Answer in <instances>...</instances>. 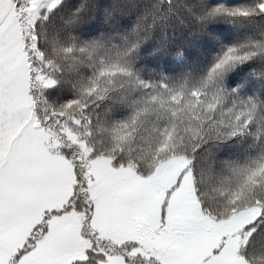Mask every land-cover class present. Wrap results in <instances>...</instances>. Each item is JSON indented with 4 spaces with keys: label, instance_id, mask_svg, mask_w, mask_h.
I'll list each match as a JSON object with an SVG mask.
<instances>
[{
    "label": "trees",
    "instance_id": "obj_1",
    "mask_svg": "<svg viewBox=\"0 0 264 264\" xmlns=\"http://www.w3.org/2000/svg\"><path fill=\"white\" fill-rule=\"evenodd\" d=\"M53 3L32 0L30 22L15 5L34 113L144 175L194 156L193 189L211 217L264 200V15L232 14L257 0H61L38 20L33 52L37 6ZM240 255L264 264V235Z\"/></svg>",
    "mask_w": 264,
    "mask_h": 264
},
{
    "label": "snow or ice",
    "instance_id": "obj_2",
    "mask_svg": "<svg viewBox=\"0 0 264 264\" xmlns=\"http://www.w3.org/2000/svg\"><path fill=\"white\" fill-rule=\"evenodd\" d=\"M14 3L22 13L21 19H23V10L32 7V0H14ZM60 4L61 0H54L51 7L37 6V19L33 22L30 31L31 37L37 42L33 52L39 50V37L35 32L38 20L48 19V13ZM121 4L122 0H115L116 8ZM253 12L264 15V0H257L253 11L237 9L232 14L249 16ZM232 51L233 49H229V52ZM247 59L250 57L240 58L239 62ZM216 67H220V64ZM57 119L61 120L60 124L56 123ZM35 121L39 127H34L33 117L29 115L27 109H20L10 117L7 110L0 107V264H132L136 257H142L145 264H160L141 239L113 243L111 247L105 246L104 238L93 227L96 217L104 215L110 198V190L105 187V176L94 174L91 170L90 162L99 159L98 153L93 149L85 157L79 145L72 144L67 135L61 131L64 123L62 118L49 115L45 119L36 113ZM84 123H87V118ZM29 129L33 133H39L41 129L50 130L55 133L53 138L58 141L56 146H52L51 140L36 144L32 150V160L57 179H62L66 166H70L74 182H71L70 194H66L55 206H42L37 219L20 226V230L13 234L11 209L14 201L18 199V178L25 163L22 153L27 143ZM117 163L118 161L114 159L111 166L116 172H121L122 168L117 167ZM195 164L193 156L188 161V168L181 173L176 183L165 191L163 199L150 200L144 209L145 214H149L153 220L158 211L161 231L169 227L173 198L177 195V190L187 172L192 170L193 174L195 173ZM73 216L82 217L81 243L69 256L58 258L52 254L51 249L54 247L60 228L70 222ZM218 222L223 223V221ZM132 224L141 237L146 234V225H142L137 220H133ZM239 234L241 237L247 236L249 242L258 235H264V200L254 201L250 206L249 215L243 222ZM220 251L222 250L217 248L205 256L201 264H216L215 258Z\"/></svg>",
    "mask_w": 264,
    "mask_h": 264
},
{
    "label": "rangeland",
    "instance_id": "obj_3",
    "mask_svg": "<svg viewBox=\"0 0 264 264\" xmlns=\"http://www.w3.org/2000/svg\"><path fill=\"white\" fill-rule=\"evenodd\" d=\"M24 11L28 16V22H30L31 8H26ZM22 28L15 10L14 0H0V38H2L0 41V107L6 109L10 117L20 109H27L29 115L33 117L34 127H39L35 121L34 97L30 93V64L24 48ZM65 134L73 143L81 146L85 157H87V152H92L79 142L77 137L82 134L69 129H65ZM54 136L55 133L50 130L41 129L39 133H33L29 129V135L26 137L27 143L22 153L25 163L18 178L19 194L12 209L20 208V213L29 222L36 219L42 206H55L67 194L62 196L61 193H56L55 190L60 189L59 179L32 160V150L36 144L47 143L49 140H51L52 146L58 144V141L53 138ZM60 159L62 160V157ZM111 162L112 159L104 155H99L98 160L90 162L92 166L93 163H97L92 167L93 172L105 176V187L110 190V198L104 215H98L95 219L101 235L113 241L127 239V237H120L118 234L120 232L118 222L122 218H127L128 209L134 205L139 207L137 214L145 216L149 220L150 226H158V211L153 220L149 214H145L144 209L150 200L163 199L165 191L171 188L181 173L188 168V162L182 157H173L160 164L148 175L139 173L134 166L130 165H117L122 168V171L116 172L112 168ZM69 172H72L71 167L66 166L64 173L68 174ZM130 177H141L142 179L130 180ZM164 178L166 186H163ZM60 195L62 197L59 198ZM51 198L53 202H50ZM118 202L121 203L119 211L123 212V217L117 216L115 205ZM135 206L134 209H137ZM182 212L189 220L198 225L193 247H183L179 255H176L175 251H170V256H165L162 253L159 254L158 250L160 249L156 248V246H160L162 251L167 250V246L161 238L146 236L142 241L160 264H201L205 256L217 248L222 251L215 258L216 264H249L240 255L241 246L247 236L241 237L239 234L243 222L249 215V209L239 211L227 218L211 217L202 210L193 189L191 173L188 171L182 179L177 195L173 198L170 218L172 219ZM77 217L73 216L71 221L80 225L81 221ZM218 221H223V223ZM114 227L117 229L116 232H113ZM60 232L59 230L56 239L61 235Z\"/></svg>",
    "mask_w": 264,
    "mask_h": 264
},
{
    "label": "flooded vegetation",
    "instance_id": "obj_4",
    "mask_svg": "<svg viewBox=\"0 0 264 264\" xmlns=\"http://www.w3.org/2000/svg\"><path fill=\"white\" fill-rule=\"evenodd\" d=\"M94 164L96 165L97 163H93V166ZM92 171H93V168H92ZM58 181H59L60 189L55 190L56 193L57 192L61 193L62 196L65 193L70 194L71 182H74V177L72 176V172L71 173L69 172L68 174L64 173L63 178L59 179ZM163 181H164L163 186H166V179L164 178ZM46 191H49V190H46ZM111 194L113 196V189L111 191ZM61 195L58 197L59 198L62 197ZM50 202H53L52 198ZM119 204L121 203L118 202L115 205L116 210H117V216L123 217V212L121 213L119 211V206H120ZM134 206H131L130 209H128L127 218L126 219L122 218L118 222V225L120 227L119 228L120 232L118 234L120 235V237H124V236L127 237V239L116 240V241L112 240L113 242L122 243L125 240H136V239H141L142 241H144L143 239H145L146 236L150 238L151 237L161 238L165 242L167 246V250L162 251L161 250L162 247L160 246H156V248L160 249L158 250L160 251L159 254L162 253L165 256H170V251H175L176 255H179L181 254L183 247L191 248L194 246L195 244L194 241L196 239L195 237L198 231L197 230L198 225L194 224L193 221L189 220L188 217L185 215V213L182 212L180 213V215H176L172 219L169 218V227L161 231L160 225L156 227L154 226L152 227L150 226L149 220L145 216L138 215L137 211H139V207L136 205L137 209H134ZM20 210H21L20 208L11 209V212H12L11 231L13 232V234H15L16 232L20 230V226L30 223L28 220L24 219V216L20 213L21 212ZM38 216L39 214L36 216V219L38 218ZM112 216L113 214L111 215V218ZM77 218L78 220L82 221V217L78 216ZM133 220H137L142 225L147 226L146 234L143 237L137 234V229L133 227V224H132ZM93 227L96 228L99 232H101L98 229L95 220L93 222ZM81 229H82L81 222H80V225L73 221L63 224L62 227L60 228L61 235H59V237L56 239L54 247L51 249L52 254L58 258H64L65 256H69L71 253L75 252L78 244L81 243L80 241ZM116 231L117 229L114 227L113 232H116ZM100 236L102 237L101 233H100ZM143 244L145 247H147L144 242ZM65 246L67 247L70 246L72 249L71 248L64 249L63 247ZM137 258H141L143 260V263H145L142 257H136L133 260L132 264L136 263L135 260Z\"/></svg>",
    "mask_w": 264,
    "mask_h": 264
}]
</instances>
